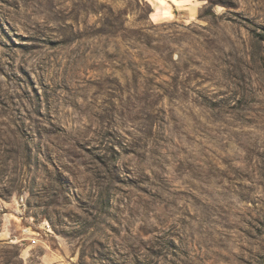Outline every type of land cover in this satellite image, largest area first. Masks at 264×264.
Returning <instances> with one entry per match:
<instances>
[{
	"label": "rangeland",
	"instance_id": "374dc122",
	"mask_svg": "<svg viewBox=\"0 0 264 264\" xmlns=\"http://www.w3.org/2000/svg\"><path fill=\"white\" fill-rule=\"evenodd\" d=\"M0 0V264H264V0Z\"/></svg>",
	"mask_w": 264,
	"mask_h": 264
},
{
	"label": "bare ground",
	"instance_id": "6f19581e",
	"mask_svg": "<svg viewBox=\"0 0 264 264\" xmlns=\"http://www.w3.org/2000/svg\"><path fill=\"white\" fill-rule=\"evenodd\" d=\"M167 1L171 2L174 6H176L182 3L184 0H158V2L162 5L160 12L163 18H170L172 16L171 5L168 4ZM185 1L192 2L194 0Z\"/></svg>",
	"mask_w": 264,
	"mask_h": 264
}]
</instances>
